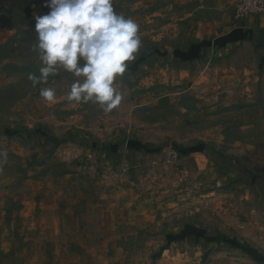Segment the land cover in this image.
Masks as SVG:
<instances>
[{"label":"rangeland","instance_id":"1","mask_svg":"<svg viewBox=\"0 0 264 264\" xmlns=\"http://www.w3.org/2000/svg\"><path fill=\"white\" fill-rule=\"evenodd\" d=\"M218 5L113 0L139 25L142 43L114 82L121 103L105 112L69 102L74 78L63 70L31 87L28 74L40 67L35 16L49 11L46 0H0V257L264 264V182L216 159L264 177V69L256 81L245 71L255 56L249 42L194 66L175 52L200 20L220 18ZM42 87L56 90L55 103L42 100ZM201 143L211 151H176ZM190 227L203 233L188 236Z\"/></svg>","mask_w":264,"mask_h":264},{"label":"clouds","instance_id":"2","mask_svg":"<svg viewBox=\"0 0 264 264\" xmlns=\"http://www.w3.org/2000/svg\"><path fill=\"white\" fill-rule=\"evenodd\" d=\"M46 7V14L35 16L33 51L40 67L39 74H28L31 87L47 84L63 70L74 78L69 102H95L110 112L123 99L114 82L141 47L139 25L118 14L113 0H46ZM39 95L46 103L56 101L52 87H42Z\"/></svg>","mask_w":264,"mask_h":264},{"label":"crops","instance_id":"3","mask_svg":"<svg viewBox=\"0 0 264 264\" xmlns=\"http://www.w3.org/2000/svg\"><path fill=\"white\" fill-rule=\"evenodd\" d=\"M217 1L219 4L223 3V7L218 5V9L221 10L220 18L213 22L200 20L194 25L195 33L189 34L188 39L183 40L184 46L175 49L176 55L186 58L188 66H194L203 55L227 54L240 44L249 42L255 56L253 63L244 69L251 75L250 79L259 80V68L262 66L264 69V52L262 60L259 59V49L262 48L264 51V13L240 18L235 12L236 0ZM126 145L135 147V142L130 141L129 145L125 143ZM222 165L236 172L226 163ZM261 185L263 186L264 183ZM262 197H264V190H262ZM11 261L8 257H0V264H12Z\"/></svg>","mask_w":264,"mask_h":264},{"label":"trees","instance_id":"4","mask_svg":"<svg viewBox=\"0 0 264 264\" xmlns=\"http://www.w3.org/2000/svg\"><path fill=\"white\" fill-rule=\"evenodd\" d=\"M11 17V13H8V15H6V17H4V19H9ZM4 25L3 23L0 22V32L4 30ZM2 131V130H1ZM5 132V131H4ZM130 143V142H129ZM134 143H132L133 145ZM100 148L102 149H106V150H111L109 148L111 147H107V146H102L100 145ZM139 149L141 150H144V147H140ZM132 151V150H130ZM176 151L178 153H182L184 155H188L190 154L191 152L193 151H206V152H210L211 149L209 147H207L205 144L201 143V144H198L194 147H176ZM214 155H216L215 153H211V156L214 157ZM217 156V155H216ZM216 158V157H215ZM217 161L220 162V164H223V163H226L230 168H232L233 170H235L236 172L238 173H242V174H245L246 176V179L247 180H252L254 177L256 179V182L257 184H260V181H262V177H259V176H256L254 175L253 173H251L250 171H248L246 168L242 167V166H238L239 164H237L236 162H233L230 158L228 157H225V156H219ZM264 181V180H263ZM261 185V184H260ZM264 186V185H263ZM264 190V189H263ZM184 231H186L187 235L189 236H192V237H196V236H200L203 232L202 231H197L196 229H192L191 227L190 228H187V229H184ZM202 232V233H201ZM222 235H218L215 239L217 242H219L221 239H222ZM173 240V239H171ZM174 241V240H173ZM257 258V257H256Z\"/></svg>","mask_w":264,"mask_h":264},{"label":"built area","instance_id":"5","mask_svg":"<svg viewBox=\"0 0 264 264\" xmlns=\"http://www.w3.org/2000/svg\"><path fill=\"white\" fill-rule=\"evenodd\" d=\"M236 16L243 18L248 15L264 13V0H236Z\"/></svg>","mask_w":264,"mask_h":264}]
</instances>
